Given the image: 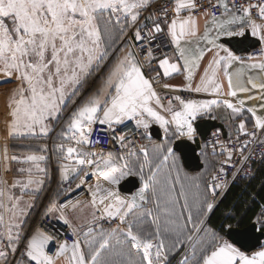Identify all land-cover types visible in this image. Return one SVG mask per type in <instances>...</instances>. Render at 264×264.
I'll use <instances>...</instances> for the list:
<instances>
[{"label":"snow or ice","instance_id":"snow-or-ice-1","mask_svg":"<svg viewBox=\"0 0 264 264\" xmlns=\"http://www.w3.org/2000/svg\"><path fill=\"white\" fill-rule=\"evenodd\" d=\"M8 84L5 135L21 146L0 147L4 174L17 165L0 176V264H264V204L246 227V211L208 223L226 169L252 175L264 147V0H0ZM219 109L233 146L215 129L193 175L185 142Z\"/></svg>","mask_w":264,"mask_h":264},{"label":"trees","instance_id":"trees-1","mask_svg":"<svg viewBox=\"0 0 264 264\" xmlns=\"http://www.w3.org/2000/svg\"><path fill=\"white\" fill-rule=\"evenodd\" d=\"M254 195L255 202L247 203L252 200ZM261 204H264V160L254 166L252 177L228 187L219 206L210 216L209 226H218L226 213L234 211L236 214H240L246 211L247 215L242 225V227H246L258 213Z\"/></svg>","mask_w":264,"mask_h":264},{"label":"built area","instance_id":"built-area-1","mask_svg":"<svg viewBox=\"0 0 264 264\" xmlns=\"http://www.w3.org/2000/svg\"><path fill=\"white\" fill-rule=\"evenodd\" d=\"M156 2L158 3H163L164 0H156ZM252 54H256L258 53V48H255L253 50L250 51ZM181 95L183 96H192V95H195V94H191V93H180ZM212 132H210V134L208 135V137L204 140V141H201L199 139V147L197 149V154L200 152L201 148L205 147L206 144H208V142L210 141H213L215 138L212 136ZM97 137H96V134L93 135V139L95 140ZM229 135L227 137H224L222 132H221V135H220V140H222L224 143L226 144H229V147H232L233 145L231 143H229ZM101 139V145H99L98 147H103L105 149L109 148L110 145H109V142H108V139L106 136H101L100 137ZM234 137H233V141H234ZM137 143V146L139 145V143H147L148 141L147 140H140L139 137H137V140L135 141ZM253 151H252V160H251V168H252V172H253V169H254V166L259 163L261 161V151L264 150V147H262L261 145L259 144H255V145H252L251 146ZM207 152L210 154L209 156H211V153H212V148L211 146H207ZM216 158L217 159H223L222 156L219 155V145L217 146V151H216ZM239 158L238 157H234V160H238ZM247 167V166H246ZM226 171L228 172V179L230 181V185L232 184H235V183H240L241 181L245 180V179H248L250 177H252V175L250 176H245L244 173H241L240 176L237 177V179L235 181H232V178H231V173L233 171L232 168H227ZM75 186V183H73V187ZM73 197L74 198H81L83 199L85 197V193L81 192V191H77L76 193H73ZM40 221H39V218L37 219V221L34 223V225L38 224ZM46 223V221H45ZM57 227L61 230V231H69L68 229H66V226L62 225V224H57Z\"/></svg>","mask_w":264,"mask_h":264},{"label":"crops","instance_id":"crops-1","mask_svg":"<svg viewBox=\"0 0 264 264\" xmlns=\"http://www.w3.org/2000/svg\"><path fill=\"white\" fill-rule=\"evenodd\" d=\"M200 23H201V25H203V19L200 20ZM169 82L173 83V84L180 85L182 83V80H181V78L177 77L175 80H171ZM212 115L217 117L215 119V121H217L218 123H221L225 127V129H226V131H227V133L229 135L230 132H231V127H230V124H229V121H228V118H227V115H226L225 111L223 109L213 110ZM209 119H211V118H209ZM201 120H203V119H201ZM211 120H213V119H211ZM156 127L158 128V126H156ZM160 132H161V135H162V140L161 141H157V140L152 139V142H155V143L163 142V133H162L161 130H160ZM41 142H43V141H41ZM23 143H25V144L31 143V144L35 145L37 142L36 141H28V140H26ZM147 143L150 144L149 141ZM195 144L197 145V147H199V138H198V136L196 137ZM20 146H21V141L14 140L13 144H11V146H10V149L11 148H19ZM10 154H13L12 151H10ZM16 154H19V153H16ZM209 159L212 160V156H209ZM16 167H17L16 164H12L11 165L12 171L8 172V175L6 176V178H7L6 180L11 181L13 179L14 171H15ZM1 170L2 169L0 167V176H1ZM202 171H203V169L201 171H199V172H202ZM191 174L195 175V174H197V172H191ZM57 182H58V173L55 170V164L53 162V164H52V180L46 184L45 192L47 193V192L50 191V192L54 193L56 191ZM225 193L223 194V196L225 195ZM25 199H27V197H25ZM43 201H44V194H42L40 200L37 201V207L32 210V215L29 218L30 222L33 225L37 221V219L39 218V213L42 210L40 205L42 204Z\"/></svg>","mask_w":264,"mask_h":264},{"label":"water","instance_id":"water-1","mask_svg":"<svg viewBox=\"0 0 264 264\" xmlns=\"http://www.w3.org/2000/svg\"><path fill=\"white\" fill-rule=\"evenodd\" d=\"M251 50L253 49H250L249 51ZM197 125H198V128L200 129V132L203 133V135H200V134L197 135L201 141H204L208 137L210 132L214 131L215 129H220L224 137L228 136V133L225 127L221 123H218L215 120H211V119L199 120L197 122ZM150 133H151L152 139L157 140V141L162 140L161 132L159 128H157L156 126H152ZM185 143L188 144V148L186 149V151L189 152L191 159L195 161L196 165L198 166V167H193V170L191 172L201 171L203 169V165L199 164V161L201 158L197 154V149H198L197 145L195 143H190V142H185ZM126 188L131 189L132 185L129 183L126 185ZM122 191H123V194H130V192L124 190V187H122Z\"/></svg>","mask_w":264,"mask_h":264},{"label":"rangeland","instance_id":"rangeland-1","mask_svg":"<svg viewBox=\"0 0 264 264\" xmlns=\"http://www.w3.org/2000/svg\"><path fill=\"white\" fill-rule=\"evenodd\" d=\"M13 85L11 84H8V85H5L3 87H0V147H2L4 145V143H8L9 146H11V144H13L14 140H7L6 139V135H5V124H4V121H5V115H4V93L9 89L11 88ZM10 154V152H9ZM11 155V154H10ZM1 176H3L4 179H7L6 176L8 175L7 174H4L3 172V168L1 167Z\"/></svg>","mask_w":264,"mask_h":264}]
</instances>
